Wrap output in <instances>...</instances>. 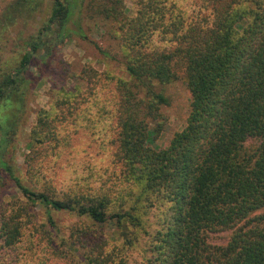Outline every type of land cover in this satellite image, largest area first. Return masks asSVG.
<instances>
[{
    "label": "trees",
    "instance_id": "16d2710c",
    "mask_svg": "<svg viewBox=\"0 0 264 264\" xmlns=\"http://www.w3.org/2000/svg\"><path fill=\"white\" fill-rule=\"evenodd\" d=\"M39 1L16 0L15 9ZM88 15L110 21L115 53L87 35ZM50 37L54 44L85 39L123 66L126 77L115 76L111 87L119 182L51 187L44 157L63 138L41 113L30 129L23 182L6 157L11 141L0 116V184L4 174L20 190L0 205V264L8 257L44 264L27 258L36 206L114 226L117 243L70 225L59 249L70 264H129L134 248L143 264H264V0H53L17 66L0 79V107L20 110L30 67ZM46 52L49 58L52 50ZM180 77L190 93L186 125L162 147L156 136L170 103L163 86ZM255 210L263 212L241 223ZM46 223L55 226L49 213ZM223 230L231 232L225 244L208 243L209 232ZM80 232L99 242L83 247Z\"/></svg>",
    "mask_w": 264,
    "mask_h": 264
},
{
    "label": "rangeland",
    "instance_id": "374dc122",
    "mask_svg": "<svg viewBox=\"0 0 264 264\" xmlns=\"http://www.w3.org/2000/svg\"><path fill=\"white\" fill-rule=\"evenodd\" d=\"M52 1L40 0L32 9H15L16 0H0V79L17 66L24 41L30 39L47 19ZM126 3L131 6V0H126ZM95 17L84 16L83 25L87 35L102 49L115 53L118 46L110 33V21L102 22ZM47 40L44 48L36 53L40 62L33 64L28 72V82L22 89L23 104L20 110L17 104L0 107L4 127L2 132L11 141L5 142L6 157L14 164L16 174L26 182L25 157L30 151V129L38 113L47 114L49 119L57 123L60 137L63 138L54 154L44 157L52 169L51 187L61 192L76 182L91 190L103 180L118 183L119 174H114V171L119 173L120 165L114 162L113 154L117 127L111 87L115 76L126 77L123 66L118 60L103 55L93 43L85 39L75 37L64 44H54L51 37ZM47 49L52 50L49 58ZM163 93L170 103L162 107L166 123L162 133L156 136V143L165 147L173 134L186 125L190 93L182 77L163 86ZM150 125L153 126V123ZM2 176L4 181L0 184V205L20 195L15 184L4 174ZM31 211L35 213L27 223L30 230L33 227L34 249L27 258L38 256L44 264H70L63 250L59 249L65 248L60 237L66 238L73 224L78 230L84 229L91 234L90 238L118 242L111 223L94 224L91 220L65 211L47 210L43 206H36ZM262 212L255 210L249 213L241 223L247 220L251 223ZM48 213L55 221V226L46 223ZM230 233V230L209 232L207 241L211 245L225 244ZM90 238L80 232L79 244L89 249L93 247L90 245L93 241L99 242ZM48 239H53V247L48 245ZM135 249L130 252L127 263L143 264ZM2 264H13L11 257Z\"/></svg>",
    "mask_w": 264,
    "mask_h": 264
}]
</instances>
